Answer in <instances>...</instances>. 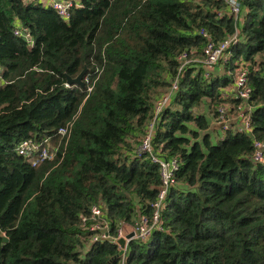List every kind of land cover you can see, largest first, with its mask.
I'll use <instances>...</instances> for the list:
<instances>
[{"label": "trees", "instance_id": "1", "mask_svg": "<svg viewBox=\"0 0 264 264\" xmlns=\"http://www.w3.org/2000/svg\"><path fill=\"white\" fill-rule=\"evenodd\" d=\"M239 1L235 21L223 0H81L67 20L36 0H0V264H120L119 244L92 240L81 217L99 206L115 235L151 214L159 166L136 149L177 55L200 57L201 30L215 42L238 30V42L210 68L187 66L162 109L153 143L177 157L176 184L162 229L131 239L123 261L264 264V161L252 157L264 141V0ZM240 59L247 99L223 93ZM84 66V86L67 85ZM224 102L250 107V132L219 136L209 116ZM45 138L51 159L16 150Z\"/></svg>", "mask_w": 264, "mask_h": 264}, {"label": "built area", "instance_id": "2", "mask_svg": "<svg viewBox=\"0 0 264 264\" xmlns=\"http://www.w3.org/2000/svg\"><path fill=\"white\" fill-rule=\"evenodd\" d=\"M31 1V0H25ZM40 2L42 6L51 7L56 14L64 20H67L70 15L71 8L79 6L81 0H36ZM225 6L229 9L230 13L234 17V20H238L241 10V3L239 0H223ZM13 33L23 36L29 44H33V39L27 27L23 26L18 20H15L13 26ZM201 33L206 36L207 41L202 49L200 57L188 56L187 52H181L177 55L178 67L177 71L172 76L169 87L162 92L158 97L154 99L151 118L143 132L140 139V143L136 149V155L140 157H147L151 161L156 162L159 166V172L161 177V184L157 191L154 200L151 202L152 212L150 215L141 214L139 220L133 224V234L126 237L122 233V225L117 228V233L111 235L109 232V222L104 217L102 209L93 205L91 207L90 218L91 221L87 222V216H82V224L86 225L88 229L94 233L92 240L106 239L113 242H117L119 236L125 237V246L121 247V262L124 264V252L127 243L133 238H146L150 236L154 230L162 229L160 215L163 205L166 201L167 193L173 184H176L175 171L179 166V161L176 156L167 157L161 155L153 143V135L155 133V127L159 116L164 106L171 100L175 90L178 87L180 75L182 71L193 63H199L204 67H212L218 64L221 60H226L231 54V48L238 42V30H235L230 36L220 41H213L207 34V32L201 30ZM247 66L243 59L239 60V64L236 66L233 75V84L226 87L223 91L225 96H234L242 99H247L250 95L251 88L247 83ZM249 106L239 109L231 110L229 104L224 102L216 107V113L211 118L213 126L219 127V136L224 135L226 129H232L234 131H240L247 133L252 130L250 122ZM189 110H194L190 107ZM66 128H58L60 134H64ZM253 154L252 157L259 161H264V141L261 139H255L253 141ZM16 150L18 153H34L33 163L38 162L46 158H53L55 147H53L49 139L45 138L43 141L35 142L31 139H23L16 144ZM118 243V242H117ZM119 244V243H118Z\"/></svg>", "mask_w": 264, "mask_h": 264}, {"label": "water", "instance_id": "3", "mask_svg": "<svg viewBox=\"0 0 264 264\" xmlns=\"http://www.w3.org/2000/svg\"><path fill=\"white\" fill-rule=\"evenodd\" d=\"M85 71H86V66H84V67L79 71V73H78L76 76H74V77H72V76H70V75H66V82H67V85H70V84H72V83H75V84H78V85H80V86H84L83 75H84ZM138 220H139V218H137V222H138ZM132 229H133V224H131V223H127V222H126V223H123V225H122V233H123L126 237H128V236H130V235L133 234ZM0 233H1V232H0ZM3 240H6V237H5V236L3 237ZM117 242L119 243V245H120L121 247H124V246H125V237H124V236H119V237L117 238Z\"/></svg>", "mask_w": 264, "mask_h": 264}, {"label": "rangeland", "instance_id": "4", "mask_svg": "<svg viewBox=\"0 0 264 264\" xmlns=\"http://www.w3.org/2000/svg\"><path fill=\"white\" fill-rule=\"evenodd\" d=\"M199 109L202 111V108H201V107H199ZM193 111H196V109L194 108ZM212 125H213V124H212ZM214 128H215V127L212 126V129H214ZM213 131H214L213 133H214V135H215V134H216V130H213ZM218 134H220V133H218ZM214 135H213V136H214Z\"/></svg>", "mask_w": 264, "mask_h": 264}]
</instances>
